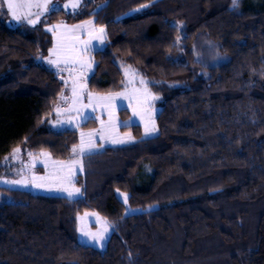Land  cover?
<instances>
[{
    "label": "trees",
    "instance_id": "16d2710c",
    "mask_svg": "<svg viewBox=\"0 0 264 264\" xmlns=\"http://www.w3.org/2000/svg\"><path fill=\"white\" fill-rule=\"evenodd\" d=\"M253 2L95 0L12 29L0 0V176L14 148L60 161L78 145L48 122L64 87L37 61L52 45L45 25H102L89 91L123 90L126 66L160 106L156 136L84 157L80 198L0 186V264H264V0ZM201 35L229 61L198 66ZM85 211L112 224L103 251L77 240Z\"/></svg>",
    "mask_w": 264,
    "mask_h": 264
},
{
    "label": "rangeland",
    "instance_id": "374dc122",
    "mask_svg": "<svg viewBox=\"0 0 264 264\" xmlns=\"http://www.w3.org/2000/svg\"><path fill=\"white\" fill-rule=\"evenodd\" d=\"M95 0H80V4L73 8L71 4L65 5V0H50L52 7L50 9L46 8L43 11L37 10V8L33 7L29 9V13H37L38 18L36 19L35 24H29L27 19L24 17V11H20V15L22 17L21 20H15L14 18L8 15V9L3 4L1 10L4 12V22L8 28H18L21 25L28 26L30 28L36 27L40 24L41 20L54 11H62L67 14H76L81 9H83V5L87 4V2H94ZM242 2H246L248 4H253V0H238V4ZM18 3H25L27 0H17ZM258 2V1H257ZM237 4V5H238ZM61 25L62 27L57 30L56 26ZM51 28L46 27L45 30L51 35V47H53V31H57V42L58 44H62L64 49L68 53H72L74 51H79L81 55L89 58L92 67L88 70L86 75H81L79 77L80 81L85 85V90L83 92L81 100L77 101L76 104H73L72 100V79H71V71L72 64L64 65L61 63L59 68L56 65L51 64L48 60L44 58H38L42 65H47L50 69L54 71L56 76H58L63 84L64 90L58 97V102L55 105L53 116L49 118L48 122L52 128L56 131L59 130H75L78 132V145L81 143V134H85V140L88 139V131L91 129H95V133L92 134L91 140L93 147L89 151L88 149L84 150V153L81 154L79 148L76 150V154H73V149L71 150V158L67 160H55L49 155L47 152H39L37 154L30 152L28 149L18 147L19 149L16 153V159H12L13 151L5 156L4 160L1 163V167L3 169V173L0 177V186L6 187L12 190H24L30 191L33 194H43L46 196H59L66 197L67 199L73 200L80 198L82 196V190L76 193L73 192L71 196L67 191L64 190L63 187H39L38 183H33V177H53L58 175L57 169L61 167L59 163L54 162H69L72 160H79L80 162L72 166V176L70 180V184L74 187L75 181L78 175L83 174V160L86 155H91L96 152H101L106 147H121L127 146V144H132L137 142L139 139H149L151 137L156 136L158 133V128L156 125V116L159 113L160 106H157V97L152 94V92L148 88V84L146 81L134 71L130 67H124L122 69V73L124 76V88L121 91L113 92V93H124L123 95L115 96L111 102H107L104 99L93 98L92 105L90 107H84L82 109L83 112H87L90 115L86 119H80L81 112L76 110V107L79 105H88V92L89 91L87 83L91 77V74L94 71V58L93 55L95 52L103 49L105 45V37L106 32L103 28V32L99 31L98 27H95L92 19H88V21L79 22L75 25L68 24L64 21L59 23L49 24ZM66 26V27H65ZM72 26H77L73 28ZM84 41H87V47H85ZM50 47V48H51ZM193 51V59L196 64L200 67H210L214 68L215 66L224 65L229 61L227 55H223L218 45L210 41L206 36H199L196 41L192 45ZM49 54V51H48ZM49 56V55H48ZM127 70V76L125 75V71ZM141 80L144 83H141ZM67 81V82H66ZM147 88V90L151 93V96L148 100H144L143 96L137 93V90ZM95 93V92H92ZM98 94V93H95ZM108 93L98 94L99 97H104ZM63 97H67V99H63ZM57 108L60 111H57ZM133 108H137L139 114L133 111ZM71 109V110H70ZM127 111L126 113H124ZM111 115V120H110ZM71 117V119H70ZM95 120L96 126H92V128H83L82 125L87 123L88 121ZM109 122L106 123L103 129V138H101V122ZM154 122L155 131L151 133H145L144 129L146 125H151ZM140 126V131L138 134L133 131L126 130L123 131L121 128H126L128 126ZM125 134L130 135L131 139H126ZM47 165V166H46ZM24 177L27 179L28 183L26 184H17L12 183V181H16ZM52 182V181H47ZM78 188V187H76ZM122 193H118V196L125 203L124 195ZM9 200L4 194L0 193V203L6 202ZM136 212L135 210L127 208L126 213ZM77 240L82 245H88L96 250L103 251L106 248L107 241L109 236L112 233V224L105 220L100 214L92 211H85L77 217ZM107 224V233L103 239L102 244H96L94 240L89 239L88 233L96 232L98 229H101ZM78 228L81 229L78 231Z\"/></svg>",
    "mask_w": 264,
    "mask_h": 264
},
{
    "label": "snow or ice",
    "instance_id": "6c2138e0",
    "mask_svg": "<svg viewBox=\"0 0 264 264\" xmlns=\"http://www.w3.org/2000/svg\"><path fill=\"white\" fill-rule=\"evenodd\" d=\"M4 6L7 7L8 9V15L15 20H21L22 17L20 15V11H24V17L27 19V22L29 24H35L36 19L38 18V12L43 11L44 9L48 8L50 9L52 7L50 0H27L25 3H18L17 0H3ZM68 4H71L73 8H76L80 4V0H65V5L67 6ZM238 4V0H232V6H236ZM37 8L38 12L37 13H29V9L31 8ZM97 7H100L98 5ZM179 21H177V25H179ZM48 28H51L50 25H45ZM62 26L57 25L56 28L59 30ZM66 27V26H65ZM73 28H76L77 26H72ZM99 31L102 33L103 32V26L101 25L99 27ZM180 40V37H177L178 42ZM174 42V43H176ZM85 44V47H87V41L83 42ZM49 51V56L44 57L45 60H48L51 64L56 65L57 68L63 63L64 65H68L69 63L72 64V71L70 73L71 79H72V100L73 104L75 105L77 101L81 100L83 92L85 90V85L80 81L79 77L81 75H86L88 70L92 67V64L90 63L89 58L83 56L80 54L79 51H74L72 53H68L62 44H58L57 42V31H53V47L48 49ZM127 70L125 71V75L127 76ZM67 82V81H66ZM141 83L143 84L144 81L141 80ZM137 93L143 96L144 100H148L151 96V93L147 90V88L139 89L137 90ZM124 93H108L104 97H99L98 94L88 92V100L89 104L88 105H79L76 107V110L78 112H81L80 119H86L90 115L87 112H83L82 109L84 107H90L92 105L93 98L96 97L97 99H104L107 102H111L115 96L118 95H123ZM63 99H67V97H63ZM71 110V109H70ZM57 111L59 112L60 109L57 108ZM134 112H137L139 114L137 108H133ZM71 119V117H70ZM110 120H111V115H110ZM106 123L109 122H101L102 128H101V138H103V129L104 126H106ZM95 129H91L88 131V139L85 140V134H81V143L79 146L73 145V154H76L77 148H79L80 153L83 154L85 149H88L89 151L92 149L93 144H92V134L95 133ZM145 133H151L155 131L154 127V122H152L151 125H146L144 129ZM126 139H131L132 137L128 134H125ZM19 149L14 148L13 151V157L12 159H16L15 153ZM79 160H72L69 162H54V163H59L61 167L57 169L58 175L53 176V177H33V183H37L39 180L40 182L38 183L39 187H63L65 191L71 194L73 192H80L79 188H76L70 184L71 176H72V166L75 164L79 163ZM47 166V165H46ZM0 179H3V177H0ZM52 181V182H47V181ZM12 183H17V184H26L28 183L27 179L24 177H21L20 179L16 181H12ZM121 195H124L127 197V194L122 193ZM125 203H127V199H125ZM81 229L78 228V231ZM107 233V224L101 229H98L96 232L88 233L89 239L94 240L96 244H102L103 239L106 236Z\"/></svg>",
    "mask_w": 264,
    "mask_h": 264
}]
</instances>
